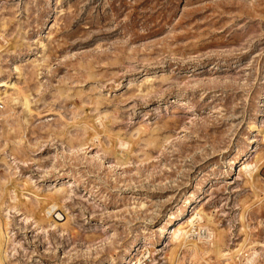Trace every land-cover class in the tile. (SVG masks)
I'll return each mask as SVG.
<instances>
[{
    "label": "rangeland",
    "instance_id": "374dc122",
    "mask_svg": "<svg viewBox=\"0 0 264 264\" xmlns=\"http://www.w3.org/2000/svg\"><path fill=\"white\" fill-rule=\"evenodd\" d=\"M0 82V264H264V0H0Z\"/></svg>",
    "mask_w": 264,
    "mask_h": 264
},
{
    "label": "bare ground",
    "instance_id": "6f19581e",
    "mask_svg": "<svg viewBox=\"0 0 264 264\" xmlns=\"http://www.w3.org/2000/svg\"><path fill=\"white\" fill-rule=\"evenodd\" d=\"M2 83L0 82V85H1ZM241 172H243V173H249V176L251 175V173H250V166H249V164L247 163V162H244V164H242L241 165ZM252 176V175H251ZM48 201V200H47ZM56 200H54V199H52L51 201H48L46 204H45V207L44 208H46V213H48V215H53V213L57 216L58 214H60V209H59V206H58V203L57 202H55ZM44 206V205H43ZM43 207H42V209H44ZM44 211V210H43ZM50 215V216H51ZM203 216H204V214L203 213H200V212H197L196 213V215L193 217V218H191L189 221V223H190V225H192L193 226V224H194V222H195V220H198V221H201L202 220V218H203ZM174 216L173 215H170V221L172 220V218H173ZM164 231V229L162 230V232ZM193 231H194V229H193ZM205 231L206 232H202V234L201 235H203L204 233L206 234L204 237H207L206 239H208L209 237H211L212 235H213V232L210 230V228H205ZM172 235H174L175 236V239H177L178 240V242L179 243H182V242H184L185 240L186 241H188L187 239H188V233H187V230H183V231H178L177 233H174V232H172ZM181 239V240H180ZM205 239V240H206ZM146 246V245H145ZM144 246V247H145ZM148 246V245H147ZM146 246V247H147ZM193 246V245H192ZM145 247V248H146ZM194 248H196V245H194ZM133 262L134 261H132V264H133ZM130 263V260L129 261H127L126 262V264H129Z\"/></svg>",
    "mask_w": 264,
    "mask_h": 264
},
{
    "label": "built area",
    "instance_id": "2783aa9c",
    "mask_svg": "<svg viewBox=\"0 0 264 264\" xmlns=\"http://www.w3.org/2000/svg\"><path fill=\"white\" fill-rule=\"evenodd\" d=\"M141 251L143 252L140 253V256L135 259H131L130 262L135 261L133 264H155L154 261H150V252L147 249Z\"/></svg>",
    "mask_w": 264,
    "mask_h": 264
}]
</instances>
